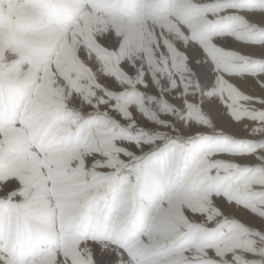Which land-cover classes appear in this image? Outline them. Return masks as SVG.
<instances>
[{"label":"rangeland","instance_id":"rangeland-1","mask_svg":"<svg viewBox=\"0 0 264 264\" xmlns=\"http://www.w3.org/2000/svg\"><path fill=\"white\" fill-rule=\"evenodd\" d=\"M68 8L64 48L60 25ZM47 16L58 30L46 31ZM91 16L111 34L92 27ZM262 19L264 0H0V172L9 188L0 190V258L49 262L37 250L50 247L54 224L77 234L75 264H97L98 248L114 254L115 264H264ZM50 34L58 36L57 48H46ZM217 38L255 51L230 46L242 57L231 68L226 49L211 44ZM188 45L217 64L215 74L205 69L203 79L201 68L184 63ZM48 55L64 72H46ZM170 75L169 91L161 89ZM105 97L137 129L171 137L170 160L154 167L149 190L144 158L155 146L145 140L141 150L142 131L132 133V124L109 113L84 117L82 105L106 104ZM208 101L226 111L212 112ZM187 117L200 128L185 132L180 121ZM193 141L198 147L190 151ZM39 210L45 228L37 226ZM227 217L234 219L212 228ZM79 242L89 243L92 255Z\"/></svg>","mask_w":264,"mask_h":264},{"label":"bare ground","instance_id":"bare-ground-1","mask_svg":"<svg viewBox=\"0 0 264 264\" xmlns=\"http://www.w3.org/2000/svg\"><path fill=\"white\" fill-rule=\"evenodd\" d=\"M241 14L243 15H246V10H241ZM254 14H248V16H252ZM87 16V15H86ZM88 18V17H87ZM89 20L91 21L90 24L92 25V27H94L96 30H99L101 33L105 34V35H110L111 32H110V28H108L107 25H104V23L100 26V28L96 27L94 25V23L92 22V16L91 18L89 17ZM85 21V20H84ZM262 23H264V19H262ZM90 25V26H91ZM126 25V24H125ZM121 24L119 25L120 28L117 30V33L118 35H125L126 34V26ZM45 27V26H44ZM46 28V27H45ZM161 32V31H160ZM98 33V32H97ZM41 34V32H40ZM43 34V33H42ZM102 35V34H101ZM46 36V35H45ZM43 38V36H42ZM46 38V37H44ZM71 39V38H69ZM41 40V38L39 39ZM212 42L215 43V46H220L221 49H226V53L229 55V59H227L225 64L226 66H230L232 68V66L234 65H238L241 61H242V57L240 58L238 55H236L234 52L228 50V48L231 46L232 48H243L244 51H255V46L253 45H247V44H238L237 42L235 41H232V43L228 42V40L224 39V38H217V39H212L211 41V44ZM259 48V46H257ZM256 47V48H257ZM262 47V46H261ZM260 47V48H261ZM82 49V52H84L86 54L87 57L91 58L92 56L89 55L86 51V49ZM174 51V50H173ZM222 51V50H221ZM225 51V50H223ZM176 51H174L173 53H175ZM158 55L157 53H155L154 55V59H157L158 58ZM226 55V54H225ZM244 58V57H243ZM226 59V58H225ZM153 60V59H152ZM183 60H184V63L187 64V66L191 67V68H201V66H203L204 69H206L207 71H213V73L215 74V68L217 66V64L212 61L210 58H204V54L196 47V45H188L186 47V50L183 54ZM91 63H93V61H90ZM158 63V62H157ZM223 64V63H222ZM224 66V67H226ZM220 67V66H219ZM236 68V67H235ZM194 69V70H195ZM185 70V69H184ZM143 71V69H142ZM144 73V72H143ZM161 73V72H160ZM191 73V72H190ZM189 73V74H190ZM157 75V74H156ZM155 75V76H156ZM159 76V75H157ZM145 77V76H144ZM194 77V76H193ZM231 77V76H230ZM147 78V76H146ZM146 78H144V80H146ZM239 78V77H238ZM236 78V77H232L231 79L235 80V82L238 84V86H240L239 88H243V89H246L243 84H241L239 82V79ZM248 78V77H247ZM245 79V78H244ZM252 79V78H251ZM263 81H264V76L262 77ZM173 80V75H170V76H166L164 77L163 81H162V85H161V89H166L167 91H169V86L171 84ZM260 81V80H259ZM262 81V80H261ZM262 81V82H263ZM252 82V80H251ZM256 87H257V84H255ZM260 86V85H259ZM253 89V87H251ZM261 88V86H260ZM235 90V89H234ZM256 90V89H254ZM206 91V90H205ZM204 91V92H205ZM264 91V90H263ZM187 92V91H186ZM261 92V91H260ZM264 93V92H263ZM70 94V97L69 100L72 101L73 99H76L77 100V96L76 94H74L73 92H69ZM206 94V93H205ZM234 94V93H233ZM208 95V94H207ZM211 99V97H210ZM215 99V98H214ZM212 99V100H214ZM218 101V100H217ZM215 102V101H214ZM219 102V101H218ZM213 103V102H207L208 103V106L211 108V111L212 112H222L224 111V106L220 103ZM202 103V102H201ZM206 103V104H207ZM180 105V104H179ZM84 105H82L83 107ZM226 106V105H225ZM139 105H135L133 106V109H134V112L138 115L137 111L139 112L140 109H139ZM226 108V107H225ZM131 109V110H133ZM183 109V107H182ZM226 111V110H225ZM224 111V112H225ZM142 113V112H141ZM140 115V114H139ZM143 122V121H142ZM181 125H182V129L185 131V132H192V131H195L197 129H199L200 127L199 126H194L192 125V120H191V117H187L186 119H182L180 121ZM146 145H144L143 148H145ZM167 152H169V150H167ZM169 154H166L165 156L163 157H158V158H155L154 160V167H157L158 165H160L163 161L167 160L169 161L170 158L167 156ZM3 172V171H2ZM0 172V190L1 189H5L6 186L8 185L7 183V177H5V175ZM41 217V216H40ZM64 217L65 219L67 220V223L68 225H72V214L70 212H66L64 214ZM38 220H40V223H37V226L39 227H46L44 226L45 223H43V221H41V219L38 217ZM56 224V223H55ZM48 225V224H47ZM72 228V227H70ZM70 228L64 230L63 232H59V230H57L56 226L53 224H51V226L48 228V230L51 232V234L48 236V239L50 240V247L49 248H43L42 247V250H37V252L39 254L41 253H47V258L49 259L47 263H45V261L43 260H40L39 261V264H75V260L74 258L76 259V253H74V250H75V246H74V240H75V231L73 230H70ZM39 230V229H37ZM77 230V229H76ZM36 231V230H35ZM38 232V231H36ZM77 237V236H76ZM42 239V238H41ZM44 239V237H43ZM17 240V239H16ZM12 242V241H11ZM18 243L21 242L20 240L17 241ZM40 241H36L35 242V245L39 244ZM80 243V242H79ZM78 243V244H79ZM81 244V248L85 251V253H89L90 255H92V249H90V244L89 243H80ZM95 244V243H94ZM23 245V244H22ZM34 246V245H33ZM32 246V248H33ZM61 247H65V250H61ZM34 249V248H33ZM97 249V248H96ZM36 250V249H35ZM13 254H16V253H13ZM20 254V253H17V255ZM82 254V253H81ZM46 255V254H45ZM75 255V257H74ZM83 255V254H82ZM88 255V254H87ZM95 256H96V253H95ZM24 257V256H23ZM94 257V256H93ZM46 259V258H45ZM20 262V261H19ZM78 262V261H77ZM0 264H17V263H14V262H11L10 259H8L6 256L5 257H2L0 258ZM20 264V263H19Z\"/></svg>","mask_w":264,"mask_h":264},{"label":"snow or ice","instance_id":"snow-or-ice-1","mask_svg":"<svg viewBox=\"0 0 264 264\" xmlns=\"http://www.w3.org/2000/svg\"><path fill=\"white\" fill-rule=\"evenodd\" d=\"M201 76L203 79L208 78V73L203 68V66H201ZM105 99L107 100V97H105ZM72 103L75 105H80L81 101L73 99ZM94 104L95 106H93L92 103L83 106L84 117H86L88 120H92L98 112L100 114L109 113L110 115H115L117 120L126 121L124 127H127L129 124H132L133 127L132 129H130L132 133H135L136 129L139 128V125H136L133 120L128 119L124 117L122 114L118 113V110L114 107V105L116 104L115 99L107 100L106 104L101 103L99 100H95ZM161 126L165 128L168 127V125H161ZM171 131L173 132L177 131V126H172ZM145 132H141V136L143 137L140 142L141 150L144 147L145 140L149 141V147H151L152 145L155 146L154 148H152V150L149 153L146 154V157L144 158L145 189L149 190L152 183H154L156 179L154 175V160L156 157H163L167 154L171 137L161 133L155 135L154 138L150 139L149 136L145 135ZM197 147H198L197 142L193 141L191 143L189 150L195 151ZM8 190L9 188L6 186L5 191ZM96 256H97V264H115L116 262V257L114 254L107 251H102L99 248L96 250Z\"/></svg>","mask_w":264,"mask_h":264},{"label":"crops","instance_id":"crops-1","mask_svg":"<svg viewBox=\"0 0 264 264\" xmlns=\"http://www.w3.org/2000/svg\"><path fill=\"white\" fill-rule=\"evenodd\" d=\"M55 16H56V19L58 18V12H56L55 13ZM71 16H72V14H71V9L70 8H68L67 10H63L62 11V23H61V25H60V28L63 30V47L64 48H66V47H68V48H70V45H66L65 43H68V39L71 37V33H70V31H71V28H72V26H71ZM48 17V19L46 20V25H45V29H46V31H48V26H50L51 28H55V29H59V24H58V20H56V22L54 23V24H52L53 23V19H52V17H49V16H47ZM118 21H120V19L118 20ZM49 23V24H48ZM42 30H43V25H40V32H41V34H40V38H41V40H40V42L42 41V36H43V34H42ZM87 41L85 40V41H82V45L87 49V50H89V49H92L93 48V46L92 45H89L88 46V42L86 43ZM53 43H55V46H53ZM57 44V45H56ZM65 45H66V47H65ZM51 47H53V48H57L58 47V36L57 35H53V34H50L49 36L48 35H46V48L48 49H50ZM52 57H51V55H48V56H46V60L48 61V63H49V65L46 67L47 69H46V72L47 73H49V72H52V73H60V72H64L63 70L61 71V70H58V69H55V66L54 65H52V62H51V59ZM67 59H71V56L69 55V56H67L66 57ZM87 63V62H86ZM86 71H88V70H86ZM45 212V211H44ZM35 217H40V216H43L44 217V214L43 213H41V211L39 210V212L38 213H36L35 215H34Z\"/></svg>","mask_w":264,"mask_h":264},{"label":"trees","instance_id":"trees-1","mask_svg":"<svg viewBox=\"0 0 264 264\" xmlns=\"http://www.w3.org/2000/svg\"><path fill=\"white\" fill-rule=\"evenodd\" d=\"M97 114H100L99 112ZM138 131H142V132H145V130H142V129H136V132ZM146 133H149L150 135H156V134H161L162 132L155 128V129H147L146 130ZM199 136V135H196V137ZM190 138H187V137H176V140L178 141H186V140H189ZM234 218L232 217H227L225 219H222V220H218L217 222H215L213 225H212V228H217V227H220L224 222L226 221H230V220H233Z\"/></svg>","mask_w":264,"mask_h":264}]
</instances>
